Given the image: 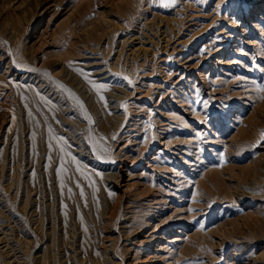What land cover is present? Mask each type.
Instances as JSON below:
<instances>
[{
  "label": "rangeland",
  "instance_id": "rangeland-1",
  "mask_svg": "<svg viewBox=\"0 0 264 264\" xmlns=\"http://www.w3.org/2000/svg\"><path fill=\"white\" fill-rule=\"evenodd\" d=\"M29 257L264 264V0H0V264Z\"/></svg>",
  "mask_w": 264,
  "mask_h": 264
},
{
  "label": "bare ground",
  "instance_id": "bare-ground-1",
  "mask_svg": "<svg viewBox=\"0 0 264 264\" xmlns=\"http://www.w3.org/2000/svg\"><path fill=\"white\" fill-rule=\"evenodd\" d=\"M69 67H67V66H65V65H63V72L65 71L66 72V76L68 75V71H69ZM64 75H65V73H64ZM70 75V74H69ZM95 77H96V75H95ZM23 78V77H22ZM102 79H104V78H102ZM21 80V79H20ZM100 80V79H99ZM54 81H56V80H54ZM103 81H106V79L105 80H103ZM51 82V81H50ZM101 82V81H100ZM93 85H95V86H98V87H101L100 85H98V84H96V83H93ZM65 88V87H64ZM39 90V89H38ZM96 91H98V90H96ZM66 92H68V90L66 89ZM75 92H77V95L79 96L80 94L78 93V90L77 89H75ZM42 93V92H41ZM73 93V92H72ZM99 94H101L100 92H98ZM105 93V92H104ZM47 96V95H46ZM100 96V95H99ZM49 97V96H48ZM55 99V98H54ZM53 99V100H54ZM80 99H82L83 101H84V110L86 111L87 110V108H89V105L91 104V102H90V99H91V97L88 95V96H83L82 98H80ZM56 100V99H55ZM82 105V104H81ZM83 106V105H82ZM91 108V107H90ZM88 116V115H87ZM87 127H88V129H89V134H91V132H92V129H91V126H90V124H91V122H92V120H91V117H89L88 116V118H87ZM86 128V127H85ZM85 145V144H84ZM87 148V147H86ZM83 153V152H82ZM74 155V154H73ZM65 156V155H64ZM79 156V155H78ZM89 156V152L87 151V152H85V157H88ZM80 157H81V155H80ZM92 157V156H91ZM89 160V159H88ZM93 160H95V159H93ZM81 161V160H80ZM91 161H92V159H91ZM89 163H90V161H89ZM88 163V164H89ZM87 165V164H86ZM102 165V164H101ZM98 166V168H99V170L100 171H104L105 169H107V166ZM34 258V257H33ZM28 262H29V264H33V262H32V258L31 257H29V259H28Z\"/></svg>",
  "mask_w": 264,
  "mask_h": 264
},
{
  "label": "snow or ice",
  "instance_id": "snow-or-ice-1",
  "mask_svg": "<svg viewBox=\"0 0 264 264\" xmlns=\"http://www.w3.org/2000/svg\"><path fill=\"white\" fill-rule=\"evenodd\" d=\"M175 3H176V0H160V6L165 7V8L174 7Z\"/></svg>",
  "mask_w": 264,
  "mask_h": 264
}]
</instances>
